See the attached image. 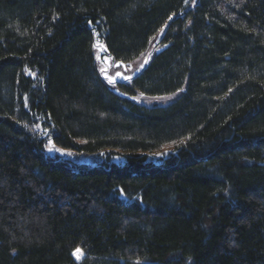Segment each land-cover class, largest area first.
Instances as JSON below:
<instances>
[{"label": "trees", "instance_id": "obj_1", "mask_svg": "<svg viewBox=\"0 0 264 264\" xmlns=\"http://www.w3.org/2000/svg\"><path fill=\"white\" fill-rule=\"evenodd\" d=\"M0 264H264V0H0Z\"/></svg>", "mask_w": 264, "mask_h": 264}, {"label": "rangeland", "instance_id": "obj_2", "mask_svg": "<svg viewBox=\"0 0 264 264\" xmlns=\"http://www.w3.org/2000/svg\"><path fill=\"white\" fill-rule=\"evenodd\" d=\"M101 53L102 51L99 48L97 47L94 48V58L97 64L98 71L101 72V74L103 75V77H105V79L107 75L108 77H114L115 81L126 80L123 79V77L125 76L130 78L133 77L138 72L137 69L140 70L141 68L145 67L147 64L150 63L153 55V54H149L128 63L126 66H120L115 64V62L111 58L106 57L105 55L101 56ZM145 61H147V63ZM141 65H143V67H141ZM102 69L104 70L103 72ZM137 97L135 98V101L137 103L148 107L152 105L163 106L174 99L172 97H171L172 99L169 97L145 98L142 97L141 95ZM49 148H52L53 150L49 151L48 150ZM44 153L47 157H50L52 159L57 158L59 160L67 161L76 166L92 167V166H97L98 163H103L105 161L104 156L101 155L94 156V155L74 152L72 150L63 149L54 145L51 140L46 142L44 146ZM109 161L113 164L122 165L125 159L119 154L112 156L109 159Z\"/></svg>", "mask_w": 264, "mask_h": 264}, {"label": "snow or ice", "instance_id": "obj_3", "mask_svg": "<svg viewBox=\"0 0 264 264\" xmlns=\"http://www.w3.org/2000/svg\"><path fill=\"white\" fill-rule=\"evenodd\" d=\"M169 19H171V17H169ZM161 31H163V29ZM98 45H99V42H97V45H94V47H97ZM99 47H100V50L101 51H107V49H105L102 45H99ZM145 62L147 63V61H145ZM141 67H143V65H141ZM103 71L104 70L102 69V72ZM137 71H139V69H137ZM106 79L108 80V83L109 84H112L113 86L115 85V78L114 77H108L106 75ZM123 79L130 80V77L125 76V77H123ZM48 150L49 151H52L53 149L52 148H49ZM121 195H123V192L122 191H121ZM73 255H75L77 257V259H79L80 256L83 255L82 250L81 249H76V251L73 253Z\"/></svg>", "mask_w": 264, "mask_h": 264}]
</instances>
